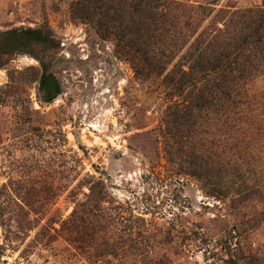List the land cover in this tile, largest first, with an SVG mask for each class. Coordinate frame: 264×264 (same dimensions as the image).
I'll return each instance as SVG.
<instances>
[{"label":"rangeland","instance_id":"1","mask_svg":"<svg viewBox=\"0 0 264 264\" xmlns=\"http://www.w3.org/2000/svg\"><path fill=\"white\" fill-rule=\"evenodd\" d=\"M166 5L211 35L264 0ZM141 9L0 0V264H264V72L240 105L180 83L189 45L137 74Z\"/></svg>","mask_w":264,"mask_h":264},{"label":"trees","instance_id":"2","mask_svg":"<svg viewBox=\"0 0 264 264\" xmlns=\"http://www.w3.org/2000/svg\"><path fill=\"white\" fill-rule=\"evenodd\" d=\"M141 4L138 22L144 40L139 60L142 67H134L137 74H145L144 65L152 61L159 71L165 70L176 54L189 45L190 72L182 74L188 80L180 83L189 82L198 93L203 91L206 104L240 105L249 99L235 87L264 72V8L241 11L233 15L229 27L215 29L211 35H196V23L192 27L186 21L180 26L166 0H141ZM186 28H191L188 35L182 33Z\"/></svg>","mask_w":264,"mask_h":264}]
</instances>
